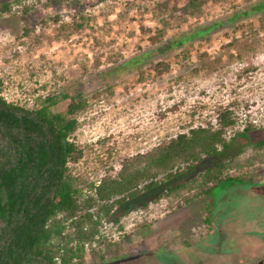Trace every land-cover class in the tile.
Masks as SVG:
<instances>
[{"label": "rangeland", "instance_id": "rangeland-1", "mask_svg": "<svg viewBox=\"0 0 264 264\" xmlns=\"http://www.w3.org/2000/svg\"><path fill=\"white\" fill-rule=\"evenodd\" d=\"M158 1L21 0L33 7L25 14L0 16L4 95L14 100L39 83L53 87L58 78L52 69L63 75L59 85L87 93L90 106L79 117L75 141L84 146L108 137L112 147L105 164L86 150V167L94 177L188 126L213 122L216 108L230 103L236 124L225 134L230 139L226 150L203 157L191 170L117 206L104 222L102 230L111 244L98 264H264V163L254 171L253 182L226 184L208 198L178 208H168L163 199L152 202L167 185L247 153L264 137V10L225 22L182 46L155 49L173 35L225 19L261 0H206L201 14L183 19L156 8ZM77 10L93 21L68 37H54L52 24L42 30L37 24L56 12L70 22L68 14ZM31 26L45 35L37 47L21 42L26 41L20 37L23 27ZM149 51L150 57L140 61ZM96 56L99 66L94 69ZM157 63L168 68L157 73ZM31 65L41 72L31 76ZM246 123L255 130L235 136ZM144 201H149L147 209L141 208ZM209 204L211 230L203 220ZM85 260L93 264L89 254Z\"/></svg>", "mask_w": 264, "mask_h": 264}, {"label": "trees", "instance_id": "trees-1", "mask_svg": "<svg viewBox=\"0 0 264 264\" xmlns=\"http://www.w3.org/2000/svg\"><path fill=\"white\" fill-rule=\"evenodd\" d=\"M205 2L162 0L156 8L168 10L170 15L178 13L183 19L201 14ZM32 7V3L21 0H3L0 16L14 11L25 14ZM263 10L261 0L225 19L173 35L155 50L164 52L182 46L225 22ZM68 16L71 20L65 22L63 14L56 12L37 24L41 30L52 24L54 37L60 38L80 32L93 21L80 10ZM36 33L34 26L23 27L20 37L26 41L21 42L37 47L45 35ZM157 35L162 37L161 29ZM150 53H143L139 60L150 57ZM159 64L154 65L157 73L168 68ZM98 66L96 56L93 68ZM28 69L31 76L41 72L33 65ZM54 75L58 79L53 87L39 83L14 100L5 97L6 81L0 77V264H85L87 254L93 264L100 263L104 248L111 244L102 229L116 207L191 170L203 157L226 150L230 139L225 134L236 124L230 103L219 105L213 122L188 126L145 151L122 158L117 169L106 166L100 176L94 177L86 167V150L105 164L112 155L109 138H98L84 146L75 141L79 117L89 108L90 98L82 90L59 85L63 75L52 69ZM253 130L255 127L246 123L234 135ZM263 163L264 137L255 140L247 153L230 156L186 180L167 185L152 202L163 199L168 208H178L200 197L208 198L213 189L221 190L226 184L251 183L254 171ZM82 165L84 168L79 169ZM148 202L144 201L141 208L147 209ZM204 207L203 220L211 230V204Z\"/></svg>", "mask_w": 264, "mask_h": 264}, {"label": "built area", "instance_id": "built-area-1", "mask_svg": "<svg viewBox=\"0 0 264 264\" xmlns=\"http://www.w3.org/2000/svg\"><path fill=\"white\" fill-rule=\"evenodd\" d=\"M241 121H243V120H241Z\"/></svg>", "mask_w": 264, "mask_h": 264}]
</instances>
